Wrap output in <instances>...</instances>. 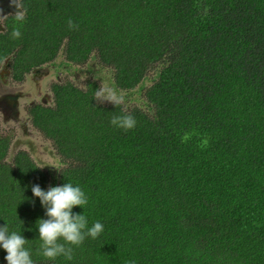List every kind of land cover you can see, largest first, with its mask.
Masks as SVG:
<instances>
[{
    "label": "trees",
    "instance_id": "16d2710c",
    "mask_svg": "<svg viewBox=\"0 0 264 264\" xmlns=\"http://www.w3.org/2000/svg\"><path fill=\"white\" fill-rule=\"evenodd\" d=\"M19 7L0 33V64L9 57L15 79L60 48L71 63L93 57L110 69L120 91L155 75L131 109L100 102L95 81L52 84V105L29 110L62 160L52 185L27 152L6 160L10 139L0 130V227L21 232L34 264H264V0ZM127 114L133 129L111 124ZM65 183L88 197L73 213L104 231L72 260L50 261L36 225L45 209L31 189ZM5 256L0 249V264Z\"/></svg>",
    "mask_w": 264,
    "mask_h": 264
},
{
    "label": "rangeland",
    "instance_id": "374dc122",
    "mask_svg": "<svg viewBox=\"0 0 264 264\" xmlns=\"http://www.w3.org/2000/svg\"><path fill=\"white\" fill-rule=\"evenodd\" d=\"M0 31H2L1 28ZM53 64L50 70L44 68L38 73L40 75L39 87L31 80L32 77L25 79L23 83L14 84L5 73L0 76V102L6 106L0 107V130L3 135H7L10 139L6 160L10 162L16 151L27 152L33 162L48 173L50 185L55 182L56 173L63 166L62 160L55 152L52 143L44 138L29 122L23 106L31 100H34L35 103L43 102L41 98L50 97L49 84L52 81L61 80V82L69 81L82 89L85 88L86 82L95 81L99 86L98 91L100 89L115 90L118 96L124 97V107L131 109L138 107L141 104L140 101L143 102L142 91L151 84V80L155 77V75L148 76L138 88L124 92L117 90L112 84L113 72L97 63L93 57H90L89 61L82 66L69 67L65 66L63 56L59 52ZM46 74L47 76H45ZM36 88L39 89L36 90ZM7 96H16L17 99L15 101L8 100ZM98 100L102 103H111L106 100Z\"/></svg>",
    "mask_w": 264,
    "mask_h": 264
},
{
    "label": "clouds",
    "instance_id": "9594fccd",
    "mask_svg": "<svg viewBox=\"0 0 264 264\" xmlns=\"http://www.w3.org/2000/svg\"><path fill=\"white\" fill-rule=\"evenodd\" d=\"M15 5L16 0H11ZM68 26L75 29L77 26L69 19ZM12 37H21L19 28L12 32ZM97 99L111 102L114 106L124 103V97L118 96L113 89H100L96 93ZM111 124L117 128L129 131L136 126L135 118L130 115L114 116ZM32 195L38 198L45 209L47 219H40L38 225L40 254L47 260L54 261L63 256L66 260H72L74 248L80 247L86 237L96 239L104 231V225L95 222L88 226L87 218L83 214H74L73 208L83 209L88 204V197L79 186L65 183L62 186H50L47 191L39 185L32 186ZM22 224V222H21ZM21 232L10 231L4 224L0 227V249L6 253V264H34L28 244ZM134 264V262H130Z\"/></svg>",
    "mask_w": 264,
    "mask_h": 264
},
{
    "label": "flooded vegetation",
    "instance_id": "af4514ba",
    "mask_svg": "<svg viewBox=\"0 0 264 264\" xmlns=\"http://www.w3.org/2000/svg\"><path fill=\"white\" fill-rule=\"evenodd\" d=\"M22 14H23V12L19 7V0H16L15 5L12 4L11 0H0V28L2 29V31H0V33L6 32L5 19L7 17H9L11 15H22ZM59 52H61V55L63 56L65 66H69V67L81 66V65L71 63L70 61H67L66 56H65V52L63 51V48H60L59 51L57 52L56 56L52 60L45 62L43 64H40L38 66H35L32 69L28 70L27 72L23 73V75H21V77H23L22 80L15 79L16 75L14 76V73H13L12 68H11V63H10L11 59L8 57L0 64V76L1 75L3 76V74L5 73L7 76L10 77L11 81H13L14 84L23 83V81L25 79L32 77L33 79L31 78V80H33L35 85L37 87H39L38 79H39L40 75L38 73H40L41 70H44V68H48L50 70V67H53V65H54L53 63L56 60ZM47 72H48V70H47ZM45 76H47V74ZM43 77H44V75H43ZM54 83H63V81L62 82H61V80L60 81H52V83L49 84L48 90L50 92V97L47 96V97L41 98V99H43V102L35 103L34 100H31L23 106V107H25L24 112L28 116L30 123H31V120H30L31 116H30L29 110L31 107H34L35 105H38V104H40L42 106H51L52 105L53 96H52L51 86ZM37 89H39V88H36V90ZM7 99L15 101L17 98H16V96H7ZM45 102H46V104H45ZM48 102L49 103L51 102V103L47 104ZM2 105L4 106L5 104L3 102H0V107H2ZM4 107H6V106H4Z\"/></svg>",
    "mask_w": 264,
    "mask_h": 264
}]
</instances>
